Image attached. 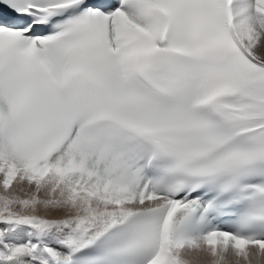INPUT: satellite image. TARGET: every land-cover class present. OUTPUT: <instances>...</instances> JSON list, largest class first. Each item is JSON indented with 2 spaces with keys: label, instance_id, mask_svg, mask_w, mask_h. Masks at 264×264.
<instances>
[{
  "label": "snow or ice",
  "instance_id": "6c2138e0",
  "mask_svg": "<svg viewBox=\"0 0 264 264\" xmlns=\"http://www.w3.org/2000/svg\"><path fill=\"white\" fill-rule=\"evenodd\" d=\"M0 264H264V0H0Z\"/></svg>",
  "mask_w": 264,
  "mask_h": 264
}]
</instances>
